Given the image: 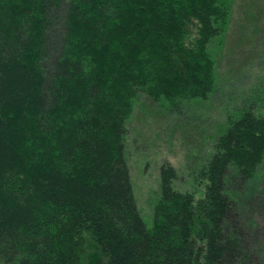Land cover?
Wrapping results in <instances>:
<instances>
[{"label": "trees", "instance_id": "obj_1", "mask_svg": "<svg viewBox=\"0 0 264 264\" xmlns=\"http://www.w3.org/2000/svg\"><path fill=\"white\" fill-rule=\"evenodd\" d=\"M234 2L0 0V264H81L84 231L108 264H254L237 195L264 158L253 103L191 167L197 196L161 165L149 227L124 155L140 96L213 92Z\"/></svg>", "mask_w": 264, "mask_h": 264}, {"label": "rangeland", "instance_id": "obj_2", "mask_svg": "<svg viewBox=\"0 0 264 264\" xmlns=\"http://www.w3.org/2000/svg\"><path fill=\"white\" fill-rule=\"evenodd\" d=\"M221 44L214 53L216 85L207 99L172 106L142 95L126 122L125 160L137 209L148 227L160 193L162 164L175 169L176 189L197 196L202 185L192 179L191 167L208 156L211 137L226 114L251 103L264 113V0H235ZM237 195L238 221L245 228L253 263L264 264V158ZM80 246L81 264H108L90 233L82 232Z\"/></svg>", "mask_w": 264, "mask_h": 264}]
</instances>
